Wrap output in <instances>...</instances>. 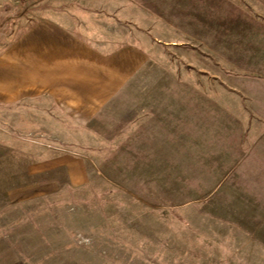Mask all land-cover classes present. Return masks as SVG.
I'll return each mask as SVG.
<instances>
[{"label":"rangeland","instance_id":"374dc122","mask_svg":"<svg viewBox=\"0 0 264 264\" xmlns=\"http://www.w3.org/2000/svg\"><path fill=\"white\" fill-rule=\"evenodd\" d=\"M44 1L0 0V50ZM135 1L149 59L98 120L55 140L1 123L0 264H264V0ZM41 143L85 154L87 183Z\"/></svg>","mask_w":264,"mask_h":264},{"label":"crops","instance_id":"0c3cea01","mask_svg":"<svg viewBox=\"0 0 264 264\" xmlns=\"http://www.w3.org/2000/svg\"><path fill=\"white\" fill-rule=\"evenodd\" d=\"M44 3V14L0 50V125L23 139H61L71 126L88 127L125 93L149 59L141 44L148 30L141 27L147 21L143 11L149 10L143 3ZM36 147L52 154L46 169L62 168L71 186L89 180L85 154L51 143ZM29 190L15 196L29 198Z\"/></svg>","mask_w":264,"mask_h":264}]
</instances>
